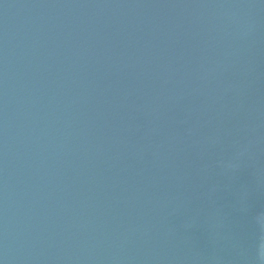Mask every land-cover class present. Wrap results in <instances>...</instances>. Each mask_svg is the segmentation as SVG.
<instances>
[{
    "label": "water",
    "instance_id": "95a60500",
    "mask_svg": "<svg viewBox=\"0 0 264 264\" xmlns=\"http://www.w3.org/2000/svg\"><path fill=\"white\" fill-rule=\"evenodd\" d=\"M0 264H264V0H0Z\"/></svg>",
    "mask_w": 264,
    "mask_h": 264
}]
</instances>
